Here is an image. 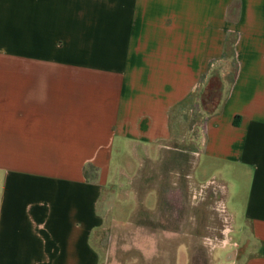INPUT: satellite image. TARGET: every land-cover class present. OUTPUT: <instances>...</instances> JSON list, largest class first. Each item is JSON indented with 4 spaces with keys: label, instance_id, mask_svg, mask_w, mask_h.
I'll list each match as a JSON object with an SVG mask.
<instances>
[{
    "label": "crops",
    "instance_id": "crops-1",
    "mask_svg": "<svg viewBox=\"0 0 264 264\" xmlns=\"http://www.w3.org/2000/svg\"><path fill=\"white\" fill-rule=\"evenodd\" d=\"M217 69L196 158L228 174L245 264H264V0H0V264H99L110 213L155 211L151 169Z\"/></svg>",
    "mask_w": 264,
    "mask_h": 264
},
{
    "label": "rangeland",
    "instance_id": "rangeland-1",
    "mask_svg": "<svg viewBox=\"0 0 264 264\" xmlns=\"http://www.w3.org/2000/svg\"><path fill=\"white\" fill-rule=\"evenodd\" d=\"M212 73L184 110L179 111L169 145L171 163L157 160V166L151 169L157 171L152 180L157 189L155 211L144 213L136 223L131 203L122 218L110 213L94 234L99 264H245L248 254L242 251L237 230L234 234L230 223L229 212L233 208L227 197L229 176L222 179L210 165L206 167L202 157L199 161L196 158L203 120L218 109L229 86L221 69ZM226 76H232L231 67ZM212 180L215 183L209 184ZM199 184L203 185L196 186ZM181 202L187 212L188 227L187 232L183 227V241L188 243L189 258L183 253L175 260L180 238H171L169 234L171 220H180ZM145 253L150 257H145Z\"/></svg>",
    "mask_w": 264,
    "mask_h": 264
},
{
    "label": "trees",
    "instance_id": "trees-1",
    "mask_svg": "<svg viewBox=\"0 0 264 264\" xmlns=\"http://www.w3.org/2000/svg\"><path fill=\"white\" fill-rule=\"evenodd\" d=\"M231 43H232L231 40L228 39L227 42H226L227 49H229V48L231 47ZM228 85H229V83H228ZM226 93H227V91H226ZM194 95H195V93H194ZM194 95H193V96H194ZM193 96H192V97H193ZM225 96H226V94H225ZM190 98H191V96L188 97L189 100H190ZM188 99L185 100V101H183V103H185V102H186V103L189 102ZM219 107H220V106H219ZM219 107H218V108H219Z\"/></svg>",
    "mask_w": 264,
    "mask_h": 264
},
{
    "label": "built area",
    "instance_id": "built-area-1",
    "mask_svg": "<svg viewBox=\"0 0 264 264\" xmlns=\"http://www.w3.org/2000/svg\"><path fill=\"white\" fill-rule=\"evenodd\" d=\"M208 183H209V184H213V183H215V182H214V180H212V181H209ZM200 185H203V184H199V185H196V186H200Z\"/></svg>",
    "mask_w": 264,
    "mask_h": 264
}]
</instances>
